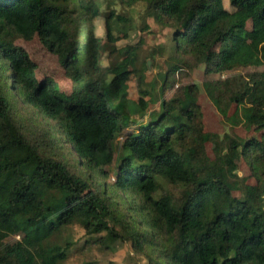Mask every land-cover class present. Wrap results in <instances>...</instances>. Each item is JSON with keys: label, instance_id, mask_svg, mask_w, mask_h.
Returning a JSON list of instances; mask_svg holds the SVG:
<instances>
[{"label": "trees", "instance_id": "1", "mask_svg": "<svg viewBox=\"0 0 264 264\" xmlns=\"http://www.w3.org/2000/svg\"><path fill=\"white\" fill-rule=\"evenodd\" d=\"M141 1L173 30L162 92L182 67L255 70L182 84L157 116L139 120L127 97L130 76L148 67L138 68L140 43L102 68L87 28L93 0H0V264H67L73 243L62 232L72 224L104 233L95 243L105 248L127 237L151 264H264V0H228V9L222 0ZM35 37L71 81L69 94L52 77L38 80L16 43ZM107 39L116 42L108 24ZM201 90L255 135L206 132ZM17 100L38 115L35 130L17 119ZM237 158L253 184L237 175Z\"/></svg>", "mask_w": 264, "mask_h": 264}, {"label": "rangeland", "instance_id": "2", "mask_svg": "<svg viewBox=\"0 0 264 264\" xmlns=\"http://www.w3.org/2000/svg\"><path fill=\"white\" fill-rule=\"evenodd\" d=\"M98 7V16L90 20L87 28L92 34L100 39V64L102 68H110L119 62L128 53L129 47L140 43L137 50L138 68L141 64L147 63V68H143L140 73L130 76L128 81V107L134 108L133 116L139 120L153 118L160 113L161 102L170 98L175 90L182 84L194 83L199 86L211 79L226 78L235 73L247 75L254 71V68L239 69L237 72L224 74L207 75L201 67L191 66L182 67L173 74H169L165 89L164 75L171 69L174 63V47L170 30L147 15L146 3L138 0L129 3L130 0H93ZM228 9V0H222ZM113 18H108L112 13ZM116 16L123 17L125 21L117 20ZM107 24L110 25V33L116 38V42L111 43L107 39ZM145 26L147 28H145ZM251 29V22L247 23V30ZM18 45L22 46L30 55L37 66V78L42 80L44 77H52L60 91L69 94L72 88L71 81L66 76L57 58L50 54L35 37L31 41L17 40ZM110 78V77H109ZM198 105L203 113V127L206 132L215 133L219 136L225 133L250 137L255 135L252 130L247 131L243 126H233L226 121L216 110L207 95L201 90L198 96ZM17 119L22 122L26 129L35 130L33 124L38 121V115L34 113L28 105L22 106L19 101L15 102ZM235 110L232 106L229 110L231 115ZM32 132V131H31ZM32 141L31 134L27 135ZM115 147H118L115 144ZM206 151L213 157L212 145L206 144ZM237 175L244 178L247 183L253 184L254 180L250 177V172L246 164L237 158ZM239 195L238 193H234ZM65 240L73 243L69 251L67 264H151L145 254L138 253L132 248L131 242L124 237L122 240L109 241L107 248L96 244L99 236H88L83 228L78 224H72L62 232ZM16 238V237H15ZM14 239V237H12Z\"/></svg>", "mask_w": 264, "mask_h": 264}]
</instances>
